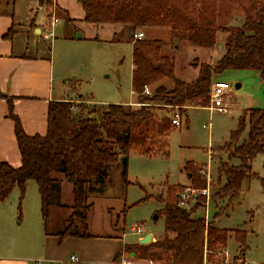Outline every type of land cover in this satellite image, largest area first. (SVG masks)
<instances>
[{"label": "trees", "instance_id": "1", "mask_svg": "<svg viewBox=\"0 0 264 264\" xmlns=\"http://www.w3.org/2000/svg\"><path fill=\"white\" fill-rule=\"evenodd\" d=\"M15 1L0 0V4L12 6ZM48 1L40 0V4ZM77 1L84 11L81 20L86 23L129 25L133 47L131 85L139 106L90 101L86 104L88 99L83 95L79 103L70 99L51 101L47 132L30 135L14 112L13 97L0 92V98L9 103V117L15 124L21 155L19 166L0 159V200H6L17 187L21 202L28 181L34 180L47 229L50 207L61 196L63 180L69 182L73 201L63 206L71 214L65 228L55 234L60 241L67 237H93L88 224L93 202L89 199L103 193L111 165L122 157L126 169L133 150L147 155L168 154L169 136L175 128L174 114L161 115L160 110L171 107L172 113L176 110L188 113L190 106L210 107L213 80L226 82L218 79L226 70L253 69L264 78V0H254L240 24L220 22L224 15L219 10V0ZM154 27L168 28L171 39L135 37L136 33ZM220 34L224 43L221 54L217 52L204 62L195 59L194 66L198 69L195 79L186 81L175 75L176 57L166 54L167 47L176 51L181 43H190L213 51ZM169 81L171 87L167 86ZM74 87L71 84L73 92ZM147 87L151 94L145 93ZM246 129L247 136L243 137ZM220 149L227 160L219 161L218 184L210 199L215 203L225 199L231 203L240 196L245 181L257 175L252 164L259 155H264V108L246 109L239 117L238 128L231 131L229 140ZM185 169L191 173L194 189L207 187L201 166L187 163ZM54 173L62 174L63 179L54 177ZM185 189L181 184L171 185L166 198L160 197L165 204L156 215V218L165 216V230L160 239L146 246L125 244L115 258L123 252H135V256L165 260L166 264H204L209 253L227 246L232 232L239 248L246 247L244 232L216 226L222 209L211 220L197 215L206 208L205 195L198 194L193 204L182 206L181 194Z\"/></svg>", "mask_w": 264, "mask_h": 264}, {"label": "rangeland", "instance_id": "2", "mask_svg": "<svg viewBox=\"0 0 264 264\" xmlns=\"http://www.w3.org/2000/svg\"><path fill=\"white\" fill-rule=\"evenodd\" d=\"M53 1L49 0L41 5L40 0H16L13 10L17 20L25 22L22 23L24 27L33 17L35 23L49 26V30L44 31L50 34V38L41 40L36 33L31 44L35 51L36 43L40 41L38 46L51 52L58 79L62 75L66 79L73 78L76 87L69 99L79 103L83 95L88 99L86 104L90 101L91 104L120 103L139 106L131 85L133 47L129 25L86 23L79 19L83 9L77 0H60L67 7L65 9L68 13L63 6L58 9ZM253 2L254 0H219V10L224 15L219 18L220 22L240 24L245 10ZM9 10H12L11 7ZM54 17L59 18V22L51 27ZM24 27L17 24V30ZM12 31L15 32L14 29ZM114 31L118 34L115 35ZM78 32L82 34L80 39L76 38ZM145 33L144 37L147 39H171L168 28H146ZM218 39L213 51L206 48L203 51L202 47L190 43H181L176 51L167 47L166 54L176 57L175 75L187 81L198 72L196 65L194 66L195 59L199 62L208 61L207 51L211 52L210 57L216 56L217 52L221 54L223 36L220 34ZM27 52L31 54L32 51ZM218 79L231 84L222 98L227 105V112L215 108L213 101L210 107H192L189 114L182 113L180 125L174 126L169 136L168 154L159 152L147 155L133 150L128 155L126 169L122 157L111 165L103 193L97 197L91 195L89 199V202H93L88 213L89 232L93 237L84 240L83 248L90 252V259L84 260L80 252L72 248V251L67 250V254L59 260H42L41 264H119L122 257L132 259L133 264H149V258L131 256L128 252H123L116 261L111 256L119 250L122 242L146 246L155 240L138 243L141 236L147 233L163 236L165 216L162 214L156 218V215L165 207L160 197L166 198L168 186H186L190 196L192 195L187 206L195 202L198 191L191 185V173L185 169L187 163L197 164L204 169L205 172L201 171V174L205 176L207 186L208 177L211 178L212 196L218 184L219 161L227 160V155L220 147L229 140L231 131L238 128L239 117L246 109L264 108V78L259 71L231 69L218 75ZM168 83L167 86L171 87L172 82ZM62 84L63 81H59L56 86L60 87ZM237 84L241 86L237 88ZM172 112L171 107L159 111L161 115L168 114L169 117L175 113ZM247 130L243 137L247 136ZM252 170L257 175L245 181L243 191L233 202L225 199L215 203L210 199L208 206L197 212L198 216L211 220L222 209L216 226L241 230L246 234V247L239 248L232 232L227 246L223 250L209 253L211 255L205 258L204 264H264L263 154L254 160ZM53 176L63 179L60 173H54ZM64 182L66 183L62 182L61 185V196L59 199L56 197L54 205L50 207L47 229L41 211V196L34 180L28 181L21 202V193L17 187L6 200H0V255H42L47 247L44 236L63 230L71 214V210L63 206L72 204V185L65 180ZM58 202L62 206L57 205ZM137 224L143 225L142 233L132 230ZM151 259L154 264H166L165 260Z\"/></svg>", "mask_w": 264, "mask_h": 264}, {"label": "crops", "instance_id": "3", "mask_svg": "<svg viewBox=\"0 0 264 264\" xmlns=\"http://www.w3.org/2000/svg\"><path fill=\"white\" fill-rule=\"evenodd\" d=\"M53 2L58 6V9H62L61 6H63V9L67 12L65 9L67 7L60 0H54ZM14 6L15 4L12 6L0 4V92L13 97L14 112L19 116L28 134H45L48 127L50 102L69 99L73 90L71 84L73 85L74 80L73 78L66 79L65 75H62L63 78L61 77V79L56 77L51 52L43 46H38L40 41L36 43L37 46L33 51L34 48L31 44L33 36L37 33L41 40L49 39L50 34L44 31V29L49 30V26L35 23L33 17L24 27L22 23L25 22L18 21L14 15ZM10 7L12 10H9ZM50 14L48 13V15ZM83 15L84 11L79 19H82ZM17 24L24 28L17 30ZM12 29L15 32L6 37V34ZM143 32L146 36L145 31ZM114 33L115 35L118 34L117 31H114ZM204 49L202 50L204 51ZM28 50L32 51L31 54L27 52ZM210 55L211 52L207 51V57L204 55L207 58L206 60L210 58ZM197 74L198 72L187 81L195 79ZM59 81H63V84L57 87L56 83ZM215 81L218 80L214 79L213 82ZM192 107L196 108L190 106L189 109ZM0 159L10 162L14 166H19L21 162L15 124L9 117V103L4 98H0ZM63 183L66 182L63 180ZM148 234L151 235V240L154 239L155 241L162 237V235L157 237L153 233H147L140 237L138 243ZM44 239L47 247L41 256L12 255L8 253L0 255V264H41L42 260L46 262L57 261L67 254V250L72 251V248L80 252L84 260L90 259V252L83 248L84 240L88 238L67 237L60 241L59 236L54 234L45 235ZM125 244L128 243L122 242L119 250L114 253L115 256L110 255L111 258L113 257V261H116L117 253L124 248ZM133 253L135 256V252H132L131 256Z\"/></svg>", "mask_w": 264, "mask_h": 264}, {"label": "built area", "instance_id": "4", "mask_svg": "<svg viewBox=\"0 0 264 264\" xmlns=\"http://www.w3.org/2000/svg\"><path fill=\"white\" fill-rule=\"evenodd\" d=\"M59 22V18L54 17L50 26L52 27L54 23ZM136 38H143L144 37V33L143 32H138L135 35ZM231 88V84L228 82H214L213 87H212V101L214 103V107L218 108L219 110L223 111V112H227L228 108L227 105L224 104L223 101V96L226 93L227 90H229ZM145 93L146 94H151V89L149 87H147L145 89ZM181 116L182 113L179 110H176V112L174 113V117L172 119V123L174 126H178L181 123ZM202 172H205L204 169L202 170ZM208 186L202 190H195L198 191L197 194H195L196 196L198 194H202L205 195L207 197V203H206V207L208 206L209 202H210V198H211V192H210V177H208ZM187 188L185 191L182 192L181 194V205L182 206H187L188 205V200L192 197V195L190 196L189 192H188ZM194 190V189H193ZM132 230L134 232H138V233H142L143 232V225L142 224H137L135 226H133ZM226 252L228 253V250H226ZM119 264H133V260L130 258H126V257H122L120 261H118ZM149 264H154L152 260H149Z\"/></svg>", "mask_w": 264, "mask_h": 264}, {"label": "water", "instance_id": "5", "mask_svg": "<svg viewBox=\"0 0 264 264\" xmlns=\"http://www.w3.org/2000/svg\"><path fill=\"white\" fill-rule=\"evenodd\" d=\"M76 38L77 39L82 38V34L80 32H78L76 35ZM240 86H241L240 84H237V88H239ZM150 240H151V235L148 234L144 239L141 240V243H148ZM132 256H134V253Z\"/></svg>", "mask_w": 264, "mask_h": 264}]
</instances>
